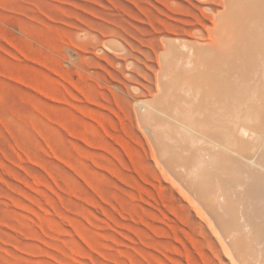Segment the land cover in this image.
<instances>
[{"label":"rangeland","instance_id":"rangeland-1","mask_svg":"<svg viewBox=\"0 0 264 264\" xmlns=\"http://www.w3.org/2000/svg\"><path fill=\"white\" fill-rule=\"evenodd\" d=\"M224 5L0 0V264H231L136 105L158 90L164 39L207 35Z\"/></svg>","mask_w":264,"mask_h":264},{"label":"bare ground","instance_id":"bare-ground-1","mask_svg":"<svg viewBox=\"0 0 264 264\" xmlns=\"http://www.w3.org/2000/svg\"><path fill=\"white\" fill-rule=\"evenodd\" d=\"M221 1L207 35L164 39L158 90L137 101L138 121L230 263L264 264V0Z\"/></svg>","mask_w":264,"mask_h":264}]
</instances>
